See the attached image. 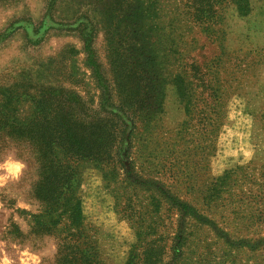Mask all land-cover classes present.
<instances>
[{"label":"rangeland","instance_id":"1","mask_svg":"<svg viewBox=\"0 0 264 264\" xmlns=\"http://www.w3.org/2000/svg\"><path fill=\"white\" fill-rule=\"evenodd\" d=\"M248 3L242 13L237 0H0V86L35 96L72 89L97 109L104 88L110 104L130 102L122 116L137 130L129 145L127 129L117 155L121 199L97 169L81 184L97 264H126L138 226L156 229L157 264H264V0ZM152 47L165 89L146 120L134 108L153 111L157 90L136 57ZM178 73L195 92L191 115ZM23 153L13 144L0 153V264H59L67 219L58 232L33 226L44 203L34 194L38 166ZM172 197L213 224L186 215ZM131 205L137 224L122 209Z\"/></svg>","mask_w":264,"mask_h":264},{"label":"trees","instance_id":"2","mask_svg":"<svg viewBox=\"0 0 264 264\" xmlns=\"http://www.w3.org/2000/svg\"><path fill=\"white\" fill-rule=\"evenodd\" d=\"M237 4L242 13L250 11L248 0H237ZM138 12L137 9L135 14ZM117 58L118 65L119 61L124 64V56ZM136 58L137 66L153 72L157 90L153 111L150 109L146 112L144 103H137L134 108L139 119L147 120L160 111L165 82L156 71L160 68V62L155 47L144 50ZM96 64L91 56L89 65L92 67ZM174 80L186 113L193 114L195 92L191 89L190 81L182 73H178ZM122 82L128 85L123 78L120 85ZM128 88L131 89V86ZM106 90L103 89L101 108L97 109L94 108L93 100H83L72 89L46 87L35 96L31 95L28 87L19 89L15 86H0V153L11 144L17 145L27 160L32 163L33 158L38 166L39 177L34 185V194L44 203V208L33 214V226L37 230L58 232L63 218L67 219L66 228L70 232L60 244L59 264H97L100 261L98 245L84 224L81 184L86 170L94 168L100 171L106 186H114L112 191L115 197L119 200L122 196L118 187V163L122 161L117 159V155L124 148L129 127V145H132L137 122L132 118V125L129 126L122 116L126 114L130 102L122 107L110 104V93L108 95ZM131 149L126 150L128 157L131 156ZM130 161L131 171H135L136 161ZM172 198L186 215L194 216L202 223L213 224L211 219L200 214L188 202ZM126 208H129L130 219L137 224L133 206L123 207V211ZM138 227V241L132 245L126 264H157L159 253L154 244L159 239H149V236L156 234V229L152 230L151 226L148 229ZM176 247L179 249L177 254L182 255L183 243H177Z\"/></svg>","mask_w":264,"mask_h":264}]
</instances>
